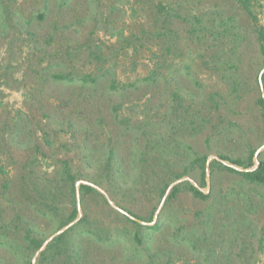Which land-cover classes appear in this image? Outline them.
I'll return each mask as SVG.
<instances>
[{
    "label": "rangeland",
    "instance_id": "obj_1",
    "mask_svg": "<svg viewBox=\"0 0 264 264\" xmlns=\"http://www.w3.org/2000/svg\"><path fill=\"white\" fill-rule=\"evenodd\" d=\"M248 1L0 0V264H264V187L217 164L201 186L194 163L264 156ZM63 162L64 231L84 220L41 260L73 208ZM183 182L209 197L166 201Z\"/></svg>",
    "mask_w": 264,
    "mask_h": 264
},
{
    "label": "trees",
    "instance_id": "obj_2",
    "mask_svg": "<svg viewBox=\"0 0 264 264\" xmlns=\"http://www.w3.org/2000/svg\"><path fill=\"white\" fill-rule=\"evenodd\" d=\"M239 2L243 6V8L252 16V18H255L252 15V12L250 11V9L248 7L249 1L248 0H239ZM255 34H256V40L258 42L259 52H260V55L262 57V63L264 65V26L257 27L255 29ZM55 77L56 78H64V76H62V75H55ZM259 85L263 91V94L261 91V95L257 98V104L260 107L261 118H262V123H263V127H264V71L262 72V74L260 76ZM232 86H233V89H235L237 86L236 82H234ZM218 158L220 159V161L215 159L211 162L207 161V156H205V155L199 156V157L194 159V163L197 164V166L200 168V173H201L200 184H201V186L205 185L206 170L212 169L213 166L215 164H217L220 166V168H222L224 170H227V171L241 175L243 177V179H245L248 182L255 183V184H258V185H261L264 187V156H263V158H260L257 161H255V150L251 149L248 152L247 156L241 157V158L240 157L233 158V157H230L226 154H220L218 156ZM236 168H240L242 170H237ZM61 175H62L61 178L63 179V181L66 184H69V186H70L73 208H72L71 212L69 213V215L60 222V226H59L60 228L69 224L74 219H76L78 216V210H77V205H76V203H77V194H76L77 188H76V183H75L76 177L71 173L70 168L66 162H63ZM181 175L182 174H178L175 177L179 178ZM168 186H169V183H165L160 188L161 196L165 195ZM183 188L188 190L189 192H191L195 198L205 200L209 197V194L204 192L199 187L193 185L190 182H183V183H177L170 188V190L166 194V201H169L171 198H173ZM78 190L84 195L91 194V193H97V190L95 189V187L92 185H88V184H80L78 187ZM129 214H130V216H133V217L139 219V217L132 215V213H129ZM83 220H84V217L80 218L74 225L75 226L79 225L81 222H83ZM151 220H152V216H150L148 218L149 222ZM74 225L70 226V228L68 230L54 236L52 238V240L46 244V246L44 247V250L40 254L41 260H42V258L45 257L47 252L51 256H57L59 254H62L63 250H65V248H66L65 247L66 244L64 243L65 242L64 239H65V236L67 234V231L71 230ZM157 226H158L157 224L153 225L152 228H157ZM25 240L27 241L28 246L31 247L33 250H38L44 242L42 239H38V238L34 237L31 229H27V231L25 233ZM0 242L10 246L9 245L10 244L9 239L4 238L3 236L0 237Z\"/></svg>",
    "mask_w": 264,
    "mask_h": 264
},
{
    "label": "water",
    "instance_id": "obj_3",
    "mask_svg": "<svg viewBox=\"0 0 264 264\" xmlns=\"http://www.w3.org/2000/svg\"><path fill=\"white\" fill-rule=\"evenodd\" d=\"M264 71V67H263V69L261 70V73H260V75H259V79H260V76H261V74H262V72ZM261 91H262V89H261ZM262 94H263V91H262ZM237 170H242V169H240V168H236ZM173 186V185H172ZM172 186H170V187H172ZM169 187V188H170ZM169 188L167 189V190H169ZM70 224H68L66 227H64L62 230H60L58 233H56L54 236H56V235H58V234H60V233H62L68 226H69ZM53 236V237H54ZM45 244V243H44Z\"/></svg>",
    "mask_w": 264,
    "mask_h": 264
}]
</instances>
